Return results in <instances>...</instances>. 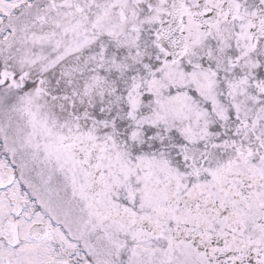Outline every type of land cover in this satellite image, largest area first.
Returning <instances> with one entry per match:
<instances>
[{
    "label": "snow or ice",
    "instance_id": "snow-or-ice-1",
    "mask_svg": "<svg viewBox=\"0 0 264 264\" xmlns=\"http://www.w3.org/2000/svg\"><path fill=\"white\" fill-rule=\"evenodd\" d=\"M0 264H264V0H0Z\"/></svg>",
    "mask_w": 264,
    "mask_h": 264
}]
</instances>
